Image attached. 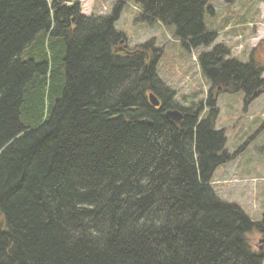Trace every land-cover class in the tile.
I'll return each instance as SVG.
<instances>
[{"label": "trees", "instance_id": "1", "mask_svg": "<svg viewBox=\"0 0 264 264\" xmlns=\"http://www.w3.org/2000/svg\"><path fill=\"white\" fill-rule=\"evenodd\" d=\"M129 1L85 16L73 0H0V264H264L248 239L262 224L212 185L233 158L218 98L249 104L264 68L213 46V0H137V22L213 46L198 57L206 102L181 104L160 51L115 29Z\"/></svg>", "mask_w": 264, "mask_h": 264}, {"label": "rangeland", "instance_id": "2", "mask_svg": "<svg viewBox=\"0 0 264 264\" xmlns=\"http://www.w3.org/2000/svg\"><path fill=\"white\" fill-rule=\"evenodd\" d=\"M73 1L80 4L84 15L110 16L120 0ZM136 1L126 4L115 29L125 36L130 50L152 42V50L160 51L157 73L176 93L177 102H206L210 85L201 73L198 57L213 46H224L231 59L243 64L255 61L264 68V0L210 2L215 16L207 14L205 20L208 30L217 38L211 48L198 50H186L174 38L173 28L137 22L140 11ZM184 97L188 98L183 100ZM217 109L216 129L224 132V150L233 158L215 171L212 185L222 200L239 205L254 222L262 224L263 229L248 235L252 250L261 253L264 250V93L249 104L243 93L222 94Z\"/></svg>", "mask_w": 264, "mask_h": 264}, {"label": "water", "instance_id": "3", "mask_svg": "<svg viewBox=\"0 0 264 264\" xmlns=\"http://www.w3.org/2000/svg\"><path fill=\"white\" fill-rule=\"evenodd\" d=\"M149 98H150V102H151L153 107H160L161 106V102L159 101V99L155 95H150ZM165 115L172 122H175L177 124H181L182 114L179 111H177V110L171 111L170 110V111H167Z\"/></svg>", "mask_w": 264, "mask_h": 264}]
</instances>
